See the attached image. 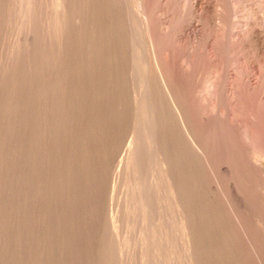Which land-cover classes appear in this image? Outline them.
Segmentation results:
<instances>
[{"label":"bare ground","instance_id":"1","mask_svg":"<svg viewBox=\"0 0 264 264\" xmlns=\"http://www.w3.org/2000/svg\"><path fill=\"white\" fill-rule=\"evenodd\" d=\"M1 1L3 2V0H0V4ZM17 1H19L18 4L15 3ZM12 2L11 5L15 4L20 7H17L19 10L21 9V13L19 11L18 14L23 13V19L26 21L27 18L29 21L26 22H30V26L26 23L27 27L26 24L25 27L31 29L28 28L27 32L21 30L22 34H20L28 33V36L29 30L32 31V34L30 33L32 45L25 42L23 44L33 48V52L30 54L33 61L28 59L32 63L27 62L32 65L31 69L28 67L30 65L26 63L30 76L27 78L21 71L22 76L19 75V79L16 76L19 67L17 73L14 74L19 80V82L16 80L18 87H15V90L18 89L17 96L16 92H13L16 96V108L13 106L15 114L10 111L12 108H9V106L11 107L9 102L7 107V110L9 108V111L15 115V120L13 119L15 121L14 138L11 135L14 139L13 142L15 141V147H12L14 151H7L14 153L12 157L14 165L12 166L14 167L15 214L13 215L15 216L16 236L14 237L16 241L14 242H16L17 264H61L68 261L67 255L75 246H71L74 244L71 241L74 239L75 231L83 229L87 224L90 226L93 224L94 227L98 228L101 223L98 221L104 220L101 218L103 216L99 217V215L102 201L105 198L103 196L106 184L105 177L110 166L113 171L109 177L111 181H107V183L109 182L111 183L110 186L115 187L114 185L120 178L127 179L128 183L126 182L127 185L125 186H128L126 191H129L128 198H126L128 205L125 200L127 206L124 204L126 206H124L126 208L124 212L129 216L133 215V217L139 215L141 224L146 225L144 228L146 229L144 232L145 243L147 242L149 246L154 245L160 231V228L157 229L155 226L156 224L153 226L148 224L153 214L151 194L155 192L154 189L157 187L159 189L158 184L160 183L162 192L166 197L165 200L167 199L166 202L172 211L169 214L171 216L174 214L172 217L175 219L172 224L177 226L179 231L178 234L188 258L187 264L208 263L204 261V254L201 250L203 247L200 249V246L205 242L204 240H209V233L207 232V235L204 233L205 231H202V228L207 224V226H212V228L209 227L210 229L225 230L226 233L223 234L211 230L213 233H218L217 237H214L218 238L219 243H223V247L224 244L233 245L238 254L243 248L239 254L243 264H254L253 261L257 259V252L251 251L250 253L251 248L249 252H245L244 248L248 251L249 248L247 247L252 246L258 239L264 241V189L260 188L261 192H246L248 189L244 191L243 188L245 187L240 188V184L237 185L236 178L233 179V176L234 173L241 172L242 169H247L249 166L257 169L264 178V168L256 163L259 157H263L262 153H264V81H262L263 85L259 82L264 78L262 75L263 79L258 77L260 76L259 73L256 75L258 78H256L255 74L258 71H254L258 65L264 67V0H16L13 4ZM7 3H9L7 7L9 9L10 1ZM7 8L5 9L7 10ZM18 9L14 10L15 14H17ZM10 13L9 11V17ZM20 14L19 16H21ZM0 15H3L2 12ZM5 24H2L4 27L6 26L5 28L10 26ZM4 27L0 31L1 35L2 32L4 34L6 31ZM12 27L14 28V25ZM21 27L23 28V26ZM6 35L9 36L8 32ZM12 35L15 38L16 35ZM10 37L4 39V41L6 40V47L8 46L7 39ZM21 39L27 41L24 37ZM12 41L14 42V39ZM17 41L16 43H18ZM16 43L14 42V44ZM0 47H2V43ZM3 47L5 46L3 45ZM10 48L12 49L13 46ZM19 51H25V49ZM16 54L20 55L18 50ZM15 55L13 61L18 60ZM25 56L27 57V55ZM8 57L7 60H9ZM10 58L12 57L10 56ZM18 58H23V56ZM0 60L5 61L3 57ZM12 60L10 59V63ZM3 61L0 63L4 64ZM22 62L26 61L21 59L20 63L23 64ZM8 63L6 64L8 65ZM6 64H4L5 67ZM175 64L176 68H174ZM15 65H13L14 68ZM8 66L12 67L11 65ZM19 66L22 67V65ZM263 67L262 69H264ZM7 69L12 75L11 68ZM1 70L4 69L0 68ZM3 73L6 72L3 71ZM5 75L3 76L5 77ZM132 75H135L134 78L140 83L134 81L138 83L137 88L139 90L134 88V85L137 84L133 83V89L138 98L136 99L137 95L135 96L133 93L135 97H132L136 100L131 103L132 105L134 103L132 107L136 116L134 120L140 122L142 134L133 136L134 132L132 131L135 128L132 126L130 127L132 134L129 135L131 139L120 145L121 139L116 141L121 132L119 129L123 128L121 127L123 126L122 123L119 126L121 128H114V130H119L118 135L115 134L114 130L112 133L111 129L114 127L112 124L115 125L122 119L117 120L115 119L117 116L114 118L109 116L112 121L115 119L116 122L110 124L111 129L108 125L109 128H107L110 131L100 123L104 122V125L108 123L103 120H106V116V118L103 116L102 121H97L100 117L99 114H96L101 113L100 115H102L104 113V111L103 113L100 111L105 105L106 95L109 93H107V89L106 92L102 91L107 93L104 94L105 98L102 97L104 100L101 98L102 104L100 98L97 99L100 95L97 97V93L93 90L95 83L93 88L91 84L94 79L96 82L97 78L106 79L109 76L114 82L112 84H115V94L121 97L124 93L121 92V89L125 85L122 87L119 85L124 83L126 77H128L127 80L129 78L132 80ZM23 76L25 79L23 78L22 81ZM10 77L8 78L10 79ZM131 80H129L131 84L127 82L131 88L126 85L130 90L133 82ZM6 81H3V85ZM16 81L12 82L15 83ZM104 81L101 82L103 86L98 84L100 88H104ZM98 85H96L98 88L95 87V90L99 89ZM1 87L4 88L2 85ZM113 87L111 88L113 89ZM128 88L126 89L128 90ZM3 90L5 93L7 92L5 91L6 85ZM11 90L8 91L11 93ZM5 93L4 95L7 96ZM126 94L128 92H125L124 95ZM101 96L103 95L101 94ZM113 96L117 98L115 95ZM125 97L128 98L129 96L126 95ZM3 98L6 99V97ZM9 100L11 101V99ZM98 100L99 103H97ZM107 101L110 102L111 100L107 99ZM2 102L3 100L0 103L3 104ZM4 103L7 101L5 100ZM11 103L15 105L14 102L11 101ZM110 104H106L104 108L106 106L114 107ZM121 104L119 103V109ZM192 104L197 108H191ZM125 106L121 109L124 110ZM118 108L117 110L114 109L116 113L119 111ZM3 109L5 111L6 108L3 107ZM119 113L122 114L121 111ZM126 113L124 112V114ZM128 114L127 116H129ZM170 114L174 116L181 129V140L172 138L176 131L173 132V127L170 125V123H174L169 120ZM93 115L98 118H94ZM7 117L13 118L9 115ZM109 118L107 120H110ZM95 119L99 123H96ZM5 121L6 119L2 121V124ZM7 123L8 120L5 124L7 125ZM2 124L1 126H4ZM12 124L14 123H9L8 126L10 125V127L5 128L7 131L10 130L9 133L14 132ZM94 125L97 127L96 129ZM102 127L108 131H106L107 133L103 131V135H100L98 128ZM125 131L127 133V130ZM95 132L98 134L96 135ZM3 133L5 134L4 131ZM6 134L8 133L6 132ZM7 140L9 139L7 138ZM170 145H174L178 151L177 159L174 158L175 155L173 156L175 151L171 152L174 147ZM144 149L147 152L145 154H148L149 158L151 157L153 165L156 167L155 172L157 169V184L154 180L152 181L158 186H153V191L152 185L147 184L146 186V182L144 179L142 181L140 175L144 164V159H142V156H145ZM175 160L183 161L182 163L187 162L186 166L181 164L179 166L180 168L182 166L188 167L191 170H189V174L188 172L185 174V178H180L183 176L180 172L183 171V167L182 170H178V166L175 164L178 162ZM186 170L188 171V169ZM178 171L182 176L178 174ZM221 175H223L224 181L220 178ZM225 175L231 179H225ZM240 178L238 183H241L242 179L240 180ZM225 180H227L226 183ZM242 182L245 185L246 182L243 180ZM244 185L242 184V186ZM115 188L117 189V187ZM157 192L156 190L155 193L158 194ZM161 194L160 197L164 196ZM158 200L161 202L160 199ZM202 203L206 209L204 211L210 212V215H207L210 216V221L205 215L208 218V221L205 220V225H202L205 217L200 218L201 214L199 216L197 214L199 212L195 211V205L200 206L198 210H202L204 216L205 212L203 214V209H201L203 208ZM156 204L158 203L156 202ZM109 213V219H107L110 227L105 226V228L108 227L112 230V234H115L118 230V217L116 213L111 211ZM125 214H123V218ZM123 218H121L122 221ZM133 222L135 221L133 220ZM206 222L210 223L206 224ZM102 223L100 225H103ZM90 226L87 228L90 229ZM104 231L106 234V230ZM90 232L88 233L90 234ZM96 233L98 236L99 232ZM105 234L103 233L102 238L100 237L102 241L104 240L103 237L106 236ZM216 234L214 233V235ZM115 236L117 235L115 234ZM89 237L91 238V235ZM82 238L85 239L86 237ZM100 238L98 240L101 242ZM80 240L78 239V241ZM92 240H95L93 236ZM81 241L79 244H82ZM87 242L90 243L88 240ZM87 242L83 240V243ZM208 242L210 244V241ZM102 244L104 243L102 242ZM96 245L94 247L97 249L98 245ZM79 246L80 249L82 245ZM85 246L84 248H87ZM238 246L242 248L239 250ZM94 247H92L93 250ZM215 247L214 249L217 250V246ZM74 248L80 251L76 246ZM96 249L95 252H99L103 248L97 249L98 251ZM108 249L106 246L102 250L106 254L102 251V254L99 252L101 255L98 253L96 259L93 257L96 261H93L92 258V262L98 264V258L100 259L98 262L102 261L101 259H106V255L110 251ZM224 250L222 249L220 252H224ZM84 252L85 250L82 251V253ZM209 253L205 256H209ZM109 254L111 253L109 252ZM90 255L88 254V257ZM102 255L105 258H102ZM72 256L74 258V255ZM94 256L96 257V253ZM84 257L83 255V260ZM72 258L68 259L72 260ZM229 258L230 256L224 260H229ZM89 260L91 261V259ZM75 261L72 260L73 263ZM80 261L81 259L77 262L80 263ZM215 261H219V258L217 260L215 258ZM262 261L264 262V260ZM224 262L223 264H225ZM88 263L91 264V262ZM69 264L72 263L69 262ZM226 264L230 263L227 261ZM237 264L240 263L237 261Z\"/></svg>","mask_w":264,"mask_h":264},{"label":"rangeland","instance_id":"2","mask_svg":"<svg viewBox=\"0 0 264 264\" xmlns=\"http://www.w3.org/2000/svg\"><path fill=\"white\" fill-rule=\"evenodd\" d=\"M10 1V5H11V2L13 1H11V0H7V2H9ZM16 0H14L13 2H12V4L15 2ZM2 2V1H1ZM6 2V0L4 1L3 0V2L0 4V7H2V5H3V7L2 8H0V14H1V12H2V14L3 15H0V31H2L1 29H2V27H4V25H2L3 23L5 24H9L10 25V23L12 24L13 22V25H14V28L12 27L13 25H8L7 27L8 28H5L4 27V29L6 30V31H4V34H3V32H2V35L0 36V38H1V41H0V46H1V43H2V47H3V45L5 46V47H3V48H6L7 50H12L11 52H12V55H11V53H10V50L9 51H7L6 49H3L2 47H0V48H2L3 49V51H2V49H0V56H2L4 59H5V61H3L4 62V64H6V63H10V59L12 60L13 58H14V55L17 53V50H18V54H20L21 56H23V58H18V57H21L20 55H15V57L18 59V60H16V61H11V63L9 64L8 63V65H11L12 67H10V66H8L7 64H6V67L7 68H11L10 70H12V75H13V77H12V75L10 74V71L8 72V69L4 66V64L3 63H0V68L1 69H4V70H1L0 71V75L1 76H3V75H5L6 73V75H5V77H4V80L6 81L7 79H9L8 77H10V79L8 80V81H6L5 82V84L3 85V77H1L0 79H2V80H0V84L2 85V86H4V88L3 87H1V85H0V87L1 88H3V89H5V85H6V90L5 91H7L8 93H10L9 91L11 90V88H13V90H11V93H12V95H11V93L8 95V93L6 92H4V90L3 89H1L0 88V96L2 97H0V102L3 100V104H4V106H1V105H3V104H1L0 103V114L1 113H3V114H1L0 115V118H1V120H0V129H2V130H0L1 132H0V139H1V141H0V144L3 146H1L0 145V150L2 151V153H1V151H0V264H17V255H16V245H15V243L16 242H14V241H16V239H15V237L14 236H16L15 234H16V230L14 229L15 228V226H14V224H15V216L13 215V214H15V208H14V172H13V169H14V167L12 166V165H14V159L12 158L13 156H14V153L13 152H8V151H14V148L12 149V147H15V141L13 142V138H14V133H15V113L13 112L15 109H14V107L16 106V102H15V98H16V96H17V88H16V90H15V87H18V85L16 84V83H18L19 82V80L17 79L18 77H19V75H20V77L22 76V74L24 73L25 75H26V77L28 78L30 75H29V68L31 69V67H32V65H30L29 63H27V62H30V63H32V61H33V57H32V59L30 58L31 57V55L30 54H32V52H33V48H32V46H30V45H32V31H30L29 30V35L27 36V34H23V35H21L22 34V31H25V32H27V29L28 28H30V27H28V28H26L27 27V24H28V26H30V22L28 23V22H26V21H29V20H27V18H26V21L23 19L24 17L22 16V14H20L21 13V9L19 10L18 8H20L18 5L16 6L15 4H13V5H15V6H13V5H11L12 6V8L10 9V7H9V9L7 8L8 6H9V3H5ZM16 4H18L19 3V1H17V2H15ZM5 4H7V5H5ZM14 7H15V9H14ZM18 7V8H17ZM5 8H7V10L5 9ZM2 9V10H1ZM16 9H18L16 12H17V14H18V12L20 11V15L22 16V18H21V16H19V14L17 15V14H15L14 12V10H16ZM5 10V11H4ZM13 10V11H12ZM5 13H4V12ZM9 11L11 12L10 13V17H9ZM7 13H8V15H7ZM16 15L15 16V18H14V14ZM12 14V15H11ZM6 15V16H5ZM1 16H3V17H5V18H3V17H1ZM9 17V18H8ZM16 17H18L17 19H16ZM12 18V19H11ZM20 18V19H19ZM22 19H23V23H24V25H23V23H22ZM12 20V21H11ZM14 20V21H13ZM16 20V21H15ZM5 21V22H4ZM19 21H21V22H19ZM25 21V22H24ZM20 24H18V23ZM16 23V24H15ZM27 23V24H26ZM5 24V25H6ZM25 24H26V27H25ZM1 25H2V27H1ZM17 25H18V28H17ZM21 26H23V28L21 29L20 27ZM12 27V28H11ZM24 27L26 28L25 30H24ZM7 29H9V30H7ZM14 31H13V30ZM17 29V30H16ZM31 29V28H30ZM10 30H12V31H10ZM19 30V31H18ZM22 30V31H21ZM16 31V32H15ZM7 32H8V35L9 36H7L6 34H7ZM13 32V33H12ZM10 33H12V34H15L16 36H15V38H13L14 37V35H12V34H10ZM21 33V34H20ZM31 33V34H30ZM19 34V35H18ZM5 35V36H4ZM10 35H12L11 37H10ZM21 35V36H20ZM25 35V36H24ZM4 36V37H3ZM18 36H19V40H18ZM7 37H10V38H8L7 39V47H9V48H7L6 47V40L4 41V39L5 38H7ZM17 37V38H16ZM24 37V39L26 38V37H29L28 39H27V41H23V39H21V38H23ZM3 39V40H2ZM9 39H14V42L16 43V41L18 42V43H16L18 46H20V47H18L16 44H14V42L12 41V40H10L9 41ZM17 39V40H16ZM25 39V40H26ZM2 41H4V42H2ZM11 44H9V43ZM13 42V43H12ZM19 42H20V45H19ZM23 42H25V43H29L30 45H25V44H23ZM4 43V44H3ZM15 46H14V45ZM10 46H13V48L11 49L10 48ZM17 46V47H16ZM22 46H24V47H22ZM27 46V47H26ZM28 46H30L31 47V49H30V47H28ZM24 48L25 49V51H19V50H24V49H22V48ZM18 48V49H17ZM21 48V49H20ZM28 48V49H27ZM2 51V52H1ZM7 51V54L8 53H10L9 55H7L5 52ZM28 51H30V53H28ZM13 52H15V53H13ZM23 52V54H21ZM6 55H7V57H8V59L9 60H7V57H6ZM25 55H27V57L25 56ZM10 56L12 57V58H10ZM2 57H0V59H2ZM24 57H26V58H24ZM15 58V59H16ZM14 59V60H15ZM21 59H22V61H26V62H22L23 64H21L20 62H21ZM26 59V60H25ZM28 59H30V60H32V61H29ZM1 60H0V62H2ZM15 62V64L16 63H18L17 65H15V64H13V63ZM25 63V64H24ZM26 63L28 64V65H30V66H28V65H26ZM3 64V65H2ZM15 65V68H14V66L13 65ZM19 65H22V67H20ZM4 68H3V67ZM27 66L29 67V68H27ZM19 67V68H18ZM177 66H176V64L174 65V68H176ZM258 67H261L260 65H258V66H256V68H254V71L255 72H257L256 74L254 73V71H253V74H255V77H256V75L259 73L260 74V76H258V77H261L262 78V76H263V78H264V74H263V72H264V69H262V67L261 68H258ZM17 68H18V70H17ZM22 68V69H21ZM25 68H26V72H25ZM258 68V69H257ZM264 68V67H263ZM7 69V70H6ZM171 69H173V68H171ZM6 70V71H5ZM15 70V71H14ZM23 70H24V72H23ZM3 71L4 72H6V73H3ZM16 71H18V73H20L21 71V73L20 74H18ZM263 71V72H262ZM127 72V71H126ZM175 72V71H174ZM18 75H17V74ZM26 73H28V74H26ZM14 74H16V76H18L17 78H16V76H14ZM23 74V75H24ZM134 74V73H133ZM258 74V75H259ZM8 75V76H7ZM10 75V76H9ZM24 75V76H25ZM262 75V76H261ZM7 76V77H6ZM24 76L22 77V81H23V78H24ZM134 76L135 75H132V77H133V79L131 80L130 78H129V80H131V81H133L132 82V89H133V83H135L134 81H137L138 83H139V81L136 79V78H134ZM20 77H19V79H20ZM258 77H256V78H258ZM7 78V79H6ZM13 78V79H12ZM14 78H16V79H14ZM127 79H128V77H126ZM260 78V79H261ZM262 78V79H263ZM11 79H12V81H16V80H18V82L16 81L15 83L14 82H12L11 81ZM25 79V78H24ZM104 79L105 78H103V79H96V82H95V79L92 81V88H93V84H94V88H93V90H94V92L95 93H97V97L100 95L101 96V94L103 95V96H99L97 99H99L100 98V102H101V98L102 97H104L105 98V95L104 94H107V93H109V94H107L106 96H107V99L109 100H113L112 102L110 101H107V99H105V101L107 102H104L105 103V105L107 104V105H109V103H111L112 105H114V107L112 106H106V108H104L105 107V105H103V108H101L102 110L100 111V112H102L103 113V111H104V113L102 114V115H100L101 113H97L96 115H98L100 118H99V120H97V121H102L101 119H103V116H104V118H106V120L105 119H103L105 122H108V123H106L105 125H104V122H100L101 123V125L102 126H106V129H108L109 127H108V125L110 126V129L112 128L111 127V125L110 124H112V123H116L114 120L115 119H122V120H124V121H122V120H119V121H121V122H117V124H115V125H117V126H115L114 124H112V126H114L112 129H111V132L112 133H114L115 132V134H117V132L119 131V130H121V132H120V134L118 135V140L116 141V142H118L120 139L122 140H120L119 141V143H120V145H122L124 142H126V141H128L129 139H131V138H129V135H131L132 134V132H134V135L133 136H139V134L141 133L142 134V128H140V126H141V124L139 125V121L138 120H134V119H136V116H135V111H134V109L132 108L133 107V105H134V103H133V105H132V103L131 102H135V100L138 98V95L134 92V89L131 91L129 88H131V86H129V84L128 83H130V81L129 80H127V79H124V83H122L121 85H119V86H123V85H125V86H123L122 87V89H121V87H120V89H121V92H124V93H122V95H121V97H119V96H117L116 94H115V84H112V83H114V82H112L111 81V79L112 78H110L109 76H108V78H106L105 79V81H104ZM136 79V80H135ZM20 80V81H21ZM104 81V88L103 87H101L100 88V86H103L102 84H101V82H103ZM100 81V82H99ZM125 81H126V83H125ZM262 81H264V80H259V82H261V85H263L264 83L262 82ZM8 82V83H7ZM128 82V83H127ZM135 83V84H137V85H134V88L135 89H138L139 90V88H137L139 85H138V83ZM11 83V84H10ZM13 83V84H12ZM111 83V84H110ZM263 83V84H262ZM8 84H9V87L10 86H12V87H8ZM100 86H99V85ZM110 84V85H109ZM131 84V83H130ZM140 84V83H139ZM15 85V86H14ZM17 85V86H16ZM96 85H98L99 86V89H97V90H95V87L96 88H98ZM126 85H128L129 86V88L126 86ZM113 87V89L111 88V87ZM136 86V87H135ZM8 87V88H7ZM106 87V88H105ZM103 88V89H102ZM126 88H128V90L126 89ZM106 89H107V93H105L106 92ZM123 89H124V91H123ZM1 90H3V91H1ZM9 90V91H8ZM105 91V92H102V91ZM110 90H112L111 92H110ZM125 90H127V91H125ZM129 90H130V93H129ZM16 92V96H15V93H13V92ZM135 91H137V90H135ZM1 92H4L5 94H7V96H5L4 95V93H1ZM102 92V93H101ZM125 92L127 93L128 92V94H126V95H128L129 97L127 98V97H125L126 95H124L125 94ZM138 92V91H137ZM99 93V94H98ZM114 93V94H113ZM133 93H135V96L137 95V97H136V99H134L133 97H135L134 95H133ZM110 94H112L111 95V97H112V99H111V97H110ZM13 97H11V96ZM109 95V96H108ZM113 95H115L117 98H115ZM133 96V97H132ZM3 97H6V99H4ZM108 97H110V98H108ZM114 97V98H113ZM11 99V101L12 102H14L15 103V105L13 104V103H11V101L9 100L8 101V99ZM104 98H102V100H104ZM14 101H13V100ZM117 101H116V100ZM120 99V100H119ZM5 100L7 101V103H4L5 102ZM115 100V101H114ZM129 100V101H128ZM97 101V100H96ZM126 101V102H125ZM8 102H9V105H11V107L9 106V108L11 109H9L8 108V110H7V107H8ZM118 102V103H117ZM121 102H122V104H121ZM128 102V103H127ZM97 103H99V100H98V102ZM102 104H103V101L101 102ZM119 103L121 104V108L123 107V106H125L124 108L125 109H127L126 111H127V113H129L128 115L129 116H131V117H129V116H127V113H126V111H124L123 109H119L118 107H120L119 106ZM5 104H7V105H5ZM102 104H101V107H102ZM110 104V105H111ZM123 104H125V105H123ZM129 104V105H128ZM131 104V105H130ZM123 105V106H122ZM193 105V104H192ZM191 105V108L192 107H194L193 109H195V107L197 108V106H192ZM6 106V107H5ZM14 106V107H13ZM3 107L4 108H6L5 109V111H6V113H5V111H4V109H3ZM16 108V107H15ZM110 108V109H109ZM117 108H118V113H116L115 111L117 110ZM106 109H107V112H106ZM114 109H116V110H114V112H113V110ZM12 111V112H10V111ZM108 110H109V114H108ZM110 110H112V113H110L111 111ZM123 110V111H122ZM132 110V111H131ZM4 111V112H3ZM122 112V114L123 115H125V116H123L121 113H119V112ZM7 112H9V113H7ZM124 112L126 113V114H124ZM6 114V116H4L5 114ZM106 113H107V115H106ZM116 114V115H115ZM117 114H120V115H117ZM13 116V118L11 117H7V116ZM95 115V117H96V119L98 118L97 116ZM3 116H4V118H3ZM101 116H102V118H101ZM106 116V117H105ZM109 116H111V118L113 117H115V116H117V118L115 117V119H113V121H112V119H110L109 118ZM127 116V117H126ZM133 116V117H132ZM93 117H94V115H93ZM94 117V118H95ZM120 117H122V118H120ZM124 117H126V118H124ZM170 121L171 122H174L173 124H171L170 123V125H172V127H173V132H175V134H173L174 136H176V137H172V138H175V139H182V132H181V129L179 128V126H178V124H177V122H176V119L174 118V116L172 115V114H170ZM8 118H10V119H8ZM93 118V119H94ZM110 119V120H107V119ZM124 118V119H123ZM6 119V121L8 120V123H7V125L5 124L6 123V121H5V123L3 122V124H4V126H1V124H2V121H4ZM13 120V121H10V120ZM96 119H95V121H96ZM131 119V120H130ZM126 120V121H125ZM10 121V122H9ZM95 121H93L94 123H95ZM96 121V123H99V122H97ZM109 121H110V123H109ZM128 121V122H127ZM125 122V123H124ZM132 122V123H131ZM9 123H14V124H12V126H13V130H14V132L13 131H11V132H13V133H9V131H7V129H5V128H8V127H10V125L8 126V124ZM120 123H122L121 125H123V126H121L120 125ZM127 123H129V124H127ZM2 124V125H3ZM119 124V125H118ZM130 124H132V125H130ZM100 125V126H101ZM136 125V126H135ZM6 126V127H5ZM8 126V127H7ZM12 126H11V128H12ZM97 126V125H96ZM119 126H121V127H123V128H121V127H119ZM133 126V128H135L133 131L130 129V127H132ZM4 127V128H3ZM94 127H95V125H94ZM99 127V126H98ZM108 127V128H107ZM97 127H95V129H96ZM114 128H121V129H119V130H114ZM94 129V128H93ZM103 129V130H102ZM12 130V129H11ZM98 130H100V131H98V133H101L100 135H103L102 133H103V131L104 132H106V131H108V130H106L105 131V127H102V128H98ZM112 130H114V132L112 131ZM125 130H127V133H125L126 131ZM3 131L5 132V134L3 133ZM95 131H97V130H95ZM110 131V130H109ZM124 131V132H123ZM132 131V132H131ZM141 131V132H140ZM6 132L8 133V134H6ZM131 132V133H130ZM172 132V133H173ZM96 133V132H95ZM98 133H96V135L98 134ZM107 133V132H106ZM106 133H104L105 135H106ZM119 133V132H118ZM127 134V135H126ZM136 134V135H135ZM2 135V136H1ZM13 136V138H12V136ZM125 135H126V137H125ZM116 136V135H115ZM171 136V135H170ZM169 136V137H170ZM11 137V138H10ZM103 137V136H102ZM117 137V136H116ZM6 139V141H7V143H6V141H5V139ZM7 138L9 139V140H7ZM11 139H12V141H11ZM5 141V142H4ZM11 141V142H10ZM171 141H174V140H171ZM14 144H13V143ZM5 143H6V145H5ZM119 143H118V145H119ZM10 144V145H9ZM12 144V145H11ZM5 145V146H4ZM170 146H172V147H174V145H170ZM2 147V148H1ZM10 147V148H9ZM11 149V150H10ZM8 150V151H7ZM146 149H144V154H145V151ZM170 150H171V148H170ZM175 151V153L173 154V156H174V158H176V155L178 154V151L176 150V148L174 147V149H172L171 150V152L172 151ZM173 151V152H174ZM172 152V153H173ZM11 153H13V154H11ZM147 153V152H146ZM4 154V155H3ZM7 154H11L10 156L9 155H7ZM263 154V157H264V153H262ZM147 155V156H146ZM149 155L148 154H145V156L143 155L142 156V159H144L143 160V169L141 170V179H142V181H143V179H144V182H146L145 183V185L147 186V184H149V186H150V184L152 185L151 186V189H152V191H153V186H155L156 184H157V180H156V178L158 177L157 175V169H156V172H155V166L153 165L154 163L152 162V159H151V157L149 158L148 157ZM3 157V158H2ZM9 157V158H8ZM11 157V158H10ZM148 157V158H147ZM252 157V156H251ZM262 156L261 157H259L258 158V160L256 161V163H258L261 167H263L264 168V158H263ZM8 158V159H7ZM261 158V159H260ZM12 159V160H11ZM146 159H148V160H146ZM150 159V160H149ZM177 159V158H176ZM179 160V159H178ZM181 160H183V159H181ZM5 161H6V163H5ZM147 161V162H146ZM176 162H178V163H175L177 166H178V170L179 169H181L179 166H180V164L181 165H184V166H186L185 164L187 163H182L183 161H177V160H175ZM149 162V163H148ZM150 162H152V163H150ZM7 164V165H6ZM11 164V165H10ZM150 164V166H147V165H149ZM5 165H6V167H5ZM9 165V166H8ZM175 165V166H176ZM111 167V166H110ZM108 168L107 169V173H106V177H105V183L107 184V186H106V184H105V188H104V195L103 196H105V198L103 199V203L101 204V212H100V215H99V217H101V216H103V217H101V218H104V220L103 219H101V221L99 220L98 221V223H102L103 225H100L99 224V226H98V228H96V227H94V225L93 224H91V226L89 225V224H87V226H85L83 229H81V230H76V229H74V230H76L75 231V235H74V239H73V241H71V243H74V244H72L71 246H73V245H75L76 246V248H78V245H82V247H80V249L78 248V250H82V251H84L85 250V252L84 253H82V251H81V253H80V251H77V249H75L74 247L75 246H73L71 249V251H69V255H67L68 257L66 258L68 261H66V262H63V263H61V264H69V262H71L72 264H77L78 262L77 261H79L80 259H81V261H80V263H78V264H90V263H88V262H91V264H96V262H92V260L95 258H97V254L99 253V252H101L102 250H104L105 248H106V246H107V249H108V247H109V249L108 250H110V251H108V253H107V255H106V257L108 258V260H106V259H101L105 264H107L109 261V263L108 264H187V262H188V258H187V256H186V254H185V252H184V249H183V242L180 240L181 238L179 237L180 235L178 234V229H177V226H174L172 223H173V220L175 219V218H173L174 216V214L171 216L170 214L172 213V211H171V209H170V207H169V204H168V202H166V200H165V194H163L164 192H162L163 190H162V188H161V186H160V183L158 184L159 185V189H154V191L156 192V190L158 191L157 193L158 194H156L155 192H153V194H151L152 195V199H151V197H150V199H151V204H153L152 205V210L154 211H152V219L150 220V223L151 222H153V223H149L148 222V224L149 225H152L153 226V224L157 227V229L158 228H160L159 230V232H158V235H157V240H155L156 242V244L154 243V245L152 244V246L150 247L149 245H148V243L146 242L145 243V241H146V239H145V231H146V229H144V228H146V225H142L141 224V220H139V218L140 217H138L139 215L137 214L135 217H133V215H131V216H129V214H125V210H126V206L128 205L127 204V199L126 198H128L127 197V194L129 193V191H126V190H128V186L126 187L125 185H127V179H125L124 180V178H120L119 180H118V182H116V184L114 185L115 187H117V189L115 188V187H112V186H110L111 185V183H107V181H111L110 180V176L112 175V172L111 171H113V169H112V167L111 168ZM154 167V168H153ZM5 168V169H4ZM185 167H183V171H184V173H183V171H180L181 173H182V175L181 174H179V171H178V174L179 175H181L182 177H180V178H185L186 177V173L188 172V174L190 173L189 172V168L188 167H186L185 169H184ZM249 168V169H248ZM248 168L247 169H242V171H243V173H242V171L241 172H237L236 174L234 173V176H233V179H235L236 178V180H235V182L237 183V185H239V187L241 188H243V187H245V188H243L244 189V191L246 190V189H248L246 192H252V191H262L263 189H264V178L262 177L263 175H261V174H259L260 172L256 169H253V168H250L249 166H248ZM10 169V170H9ZM186 169H188V171L186 170ZM9 170V171H8ZM182 170V169H181ZM253 170V171H252ZM191 171V170H190ZM251 171H252V173H251ZM255 172V173H254ZM259 172V173H258ZM2 173V174H1ZM192 173V172H191ZM246 173V174H245ZM250 174V175H248V174ZM254 173V175L252 176V174ZM11 174V175H10ZM241 175V176H238V175ZM257 174V175H256ZM259 174V175H258ZM8 177H7V176ZM227 175H225V179H227L228 180V178L229 179H231L229 176L228 177H226ZM237 176V177H236ZM251 176V177H250ZM256 176V177H255ZM258 176V177H257ZM259 176H261V177H259ZM13 177V178H12ZM241 177V178H240ZM253 177V178H252ZM255 177V178H254ZM221 179H222V181H224V177H223V175H221V177H220ZM240 178V180L242 179L244 182H246L245 183V185H244V183L242 182V180H241V183H238V179ZM243 178H245V179H243ZM258 178H259V180H258ZM10 179V180H9ZM13 179V180H12ZM108 179V180H107ZM250 179V180H249ZM255 179V180H254ZM262 179V180H261ZM152 180H154L155 181V183L156 184H154V181H152ZM227 180H225V183L227 182ZM249 180V181H248ZM253 180V181H252ZM3 181V182H2ZM5 181V182H4ZM7 181V182H6ZM221 181V182H222ZM259 183H258V182ZM126 184H125V183ZM143 182V183H144ZM153 182V183H152ZM250 184H249V183ZM253 182V183H252ZM7 183H9V184H7ZM223 183V182H222ZM224 183V184H225ZM258 183V184H257ZM11 184H12V186H11ZM242 184L244 185V186H242ZM260 184V185H259ZM5 185V186H4ZM108 185H109V187H108ZM123 185V186H122ZM158 185H156V186H158ZM254 185H256V186H254ZM8 186V187H7ZM155 186V187H156ZM247 186V187H246ZM252 186H253V188H252ZM109 188V189H107V188ZM251 187V188H250ZM255 187V188H254ZM258 189H257V188ZM263 187V188H262ZM5 188V189H4ZM8 188H9V190H8ZM11 188V189H10ZM112 188H114V189H112ZM122 188V189H121ZM126 188V189H125ZM262 190H261V189ZM3 189V190H2ZM242 189V190H243ZM2 190V191H1ZM7 190V191H6ZM152 191H151V193H152ZM161 191V192H160ZM244 191H242V192H244ZM7 192V193H6ZM112 192H113V195H112ZM3 193V194H2ZM155 193V194H154ZM161 195H164V196H161L160 197V194ZM7 194V195H6ZM12 197H11V196ZM155 195V196H154ZM157 195H159V196H157ZM10 196V197H9ZM7 197V198H6ZM156 197H159V198H156ZM164 197V199H162ZM108 198V199H107ZM7 199V200H6ZM155 199V200H154ZM156 199H157V201H156ZM158 199H160L161 200V202L158 200ZM112 202H111V201ZM125 200H126V204H125ZM154 200V201H153ZM10 201H12V202H10ZM124 201V202H123ZM110 202V203H109ZM121 202V203H120ZM123 202V203H122ZM153 202H155V203H153ZM156 202L159 204H156ZM126 206H125V205ZM121 205V206H120ZM123 205V206H122ZM158 205V206H157ZM168 205V206H167ZM202 207L203 208H201V209H203V214H204V212H205V214H204V216L202 215V210L201 211H199L198 209H200L199 207L200 206H197V205H195L196 207V209H195V211H198L199 213H197L199 216H200V214H201V216H200V218H202L203 219V217H205V215L207 216V215H210V212H206V211H204V210H206L205 208H204V204L202 203ZM5 206V207H4ZM102 206H103V208H102ZM116 206V207H115ZM125 206V207H124ZM156 206V207H155ZM167 206V207H166ZM12 207H13V210H11L12 209ZM107 207V208H106ZM169 207V208H168ZM106 208V209H105ZM103 209V210H102ZM119 212V215H118V212L116 211V210ZM124 209V210H123ZM107 212V214H106V212ZM109 210V211H108ZM157 210V211H156ZM170 212H169V211ZM112 212V213H116L117 214V221L119 222H117V225H118V230H117V233H115L117 236H115V234L113 235L112 234V230L111 229H109L108 227H110V224L108 223V217H109V212ZM103 212H105V213H103ZM124 212V213H123ZM201 212V213H200ZM125 214V217L123 218V214ZM170 213V214H169ZM208 213V214H207ZM104 215H105V217H104ZM108 215V216H107ZM107 216V217H106ZM13 217H14V220H13ZM129 218V220H128V218ZM154 217V218H153ZM208 218H209V221H210V216H207ZM207 217H205L203 220V223H202V225H205V220L206 221H208L207 219ZM108 218V219H107ZM121 218H123V221H122V219ZM137 218V219H136ZM100 219V218H99ZM119 219V220H118ZM131 219H133L135 222H133V220H131ZM154 219V220H153ZM202 219H201V221H202ZM171 220H172V222H171ZM14 221V222H13ZM87 221V220H86ZM129 221H131V222H129ZM159 221V222H158ZM107 222V223H106ZM121 223V224H120ZM131 223V224H130ZM159 223V224H158ZM207 223H210V222H206V224ZM108 224V225H107ZM130 224V225H129ZM174 224H175V222H174ZM91 227L90 229L89 228H87V227H89V226ZM161 225V226H160ZM208 225V224H207ZM207 225H205V227L204 228H202V231L205 233V234H207L208 235V233H209V235H208V237H209V240L208 241H210V244H209V242L207 241V240H204L205 242H203V244L200 246V249L202 250V253L204 254H202L203 256H204V261L206 262H208V263H210V264H217V263H222L223 264V262L226 264V262L228 261V263H230V264H237V261H238V263H240V264H243V261L241 260V257H240V255L239 254H241V252L243 251V248L242 247H239V250H240V252H239V254L237 253V251H236V247L235 246H233V245H225L224 244V247H223V243H219L217 240H218V238H216L217 237V235H218V233L219 234H223L224 232H225V230H221V231H217L216 229V231L218 232L217 234H216V232H214L216 235H214V233H213V231H215V230H213V229H210V228H212V226H207ZM101 226V227H100ZM103 226V227H102ZM105 226H108L107 227V229L105 228ZM160 226V227H159ZM206 226H207V229L209 228V230H205V228H206ZM121 227V228H120ZM148 227V226H147ZM105 228V229H104ZM140 228H142L143 229V231H142V229H140ZM86 229H88V230H86ZM92 229V230H91ZM97 229H98V231H97ZM96 230V231H95ZM103 231V233L105 234V231L104 230H106V232L108 233H106L105 235L106 236H104L103 238H104V240H106L107 242H105L104 240L102 241V234L103 233H101L102 231ZM211 230H213L212 232H211ZM15 231V232H14ZM83 231H84V233H83ZM92 232V234H91V232ZM119 231V232H118ZM141 231V232H140ZM79 232V233H78ZM88 232H90V234L88 233ZM96 232H99L98 234L100 235H98L97 236V233ZM208 232V233H207ZM74 233V232H73ZM82 233H83V236H81V238H80V235H82ZM87 233V234H86ZM101 233V234H100ZM226 233V232H225ZM78 234V235H77ZM143 234V235H142ZM91 235V238L89 237ZM102 235V236H101ZM75 236H77V237H75ZM92 236H93V239H95V240H92ZM112 236H115V237H117V238H115V237H113L114 238V240H112L113 238H111ZM214 236H216V237H214ZM220 236V235H219ZM79 237V238H78ZM82 237H86L85 239H87V238H89V239H87L90 243L88 244V242H87V240L85 241V239L84 238H82ZM101 237V238H100ZM211 237V238H210ZM100 238V240H101V242L98 240ZM124 238V239H123ZM78 239L80 240V239H83L84 240V242H87V243H83V240L81 241L82 242V244L80 243L79 244V242L80 241H78ZM90 239H91V241H92V243H91V241H90ZM214 239V240H213ZM216 239V240H215ZM75 240H77L76 241V243H75ZM109 240V241H108ZM158 240H160V241H158ZM221 240V239H220ZM115 241V242H114ZM100 242V243H99ZM102 242L104 243V244H102ZM143 242V243H142ZM162 242V243H161ZM222 242V241H221ZM256 243H253V245L252 246H248L247 248H249L248 249V251H247V249H245L244 248V250H245V252H249V250H250V248H251V250H250V253H251V251L252 252H254L255 251V253H256V256H257V259H256V261H258V262H256V261H253L254 262V264H258L259 262L261 263V264H264V262L262 261V260H264V253H262V252H264V241H262V239L260 240V239H258V241H255ZM70 243V244H71ZM98 245H96V244ZM142 243V244H141ZM145 243V244H144ZM207 243V244H206ZM217 243H219V244H217ZM258 243H259V245L261 246H259L258 245ZM89 246H88V245ZM91 244H92V246H91ZM97 246V249H98V247L99 246H101V247H99V249L101 248H103L101 251L99 250V252H95V245ZM101 244V245H100ZM206 245V247H205V245ZM210 246H209V245ZM215 244V245H214ZM256 244H257V246H256ZM262 244V245H261ZM84 245H86L85 247H87L88 248V250H86L87 248H84ZM94 245V246H93ZM144 245V246H143ZM219 245V246H218ZM255 245V246H254ZM105 246V247H104ZM143 246V247H142ZM215 246H217V250L216 249H214V248H216ZM231 246V247H230ZM92 247H94L95 249L93 250V248ZM115 247V248H114ZM149 247V248H148ZM205 247V248H204ZM235 247V248H234ZM120 250H118V249ZM219 248H221V249H219ZM225 248H227V249H225ZM261 250H260V249ZM96 249V251H98ZM115 249V250H114ZM203 249H204V251H203ZM224 250V252L222 251V252H220L221 250ZM230 250V251H226V250ZM253 249H258L257 251L256 250H253ZM73 250H74V252H73ZM260 250V251H259ZM263 250V251H262ZM89 253H88V252ZM209 251H210V253H209ZM234 251H236V252H234ZM262 251V252H261ZM71 252V253H70ZM73 252V253H72ZM103 253H104V251H102ZM102 252H101V254H102ZM109 252L111 253V254H109ZM117 252V253H116ZM219 252H220V254H219ZM262 254H261V253ZM75 253V254H74ZM77 253H78V255H79V253H80V255L78 256L77 255ZM91 253H94L93 255H90ZM95 253H96V257L94 256L95 255ZM115 253V254H114ZM207 253H209V256L208 255H206L205 256V254H207ZM213 253V254H212ZM219 255V256H221V254H223L221 257L223 258L222 260H221V257H219L217 254ZM227 253L228 254V256H227V254L225 255V254ZM232 253V254H231ZM259 253V254H258ZM87 256H86V255ZM88 254L90 255L89 257H91V258H89L88 257ZM100 253H99V255H101ZM104 254H106V252L104 253ZM103 254V255H104ZM118 254V255H117ZM211 254V255H210ZM230 254V255H229ZM236 254V255H235ZM261 254V255H260ZM72 255H74V258H72L73 256ZM77 255V256H76ZM83 255L85 256L84 258V260L82 259V257H83ZM99 255H98V257H99ZM102 255V256H103ZM225 255V256H224ZM239 257H238V256ZM258 255H259V257H258ZM72 256V257H71ZM116 258H115V257ZM118 256H119V258H118ZM208 256V257H207ZM216 256V257H215ZM230 256V258H229V260L231 259H233L232 261L230 260V262H229V260H224V258H226V259H228V257ZM234 256V257H233ZM262 256V257H261ZM88 257V258H87ZM94 257V258H93ZM113 257V258H112ZM207 257V258H206ZM213 257V258H212ZM237 257H238V260H237ZM68 258H72V260L73 261H75L74 263L72 262V260H70V259H68ZM76 258V259H75ZM93 258V259H92ZM100 258H101V256H100ZM102 258H105V256H103ZM112 258V259H111ZM209 258V259H208ZM215 258H216V260L219 258V261H215ZM261 258H263L262 260H261ZM78 259V260H77ZM89 259H91V261L89 260ZM93 260V261H96V260ZM89 260V261H88ZM100 259L98 258L97 259V263L98 264H100V262H101V264H104L102 261H100V262H98ZM112 260V261H111ZM209 260V261H208ZM224 260V261H223ZM237 260V261H236ZM239 260H240V262H239ZM83 261V262H82ZM106 261H108V262H106ZM114 261V262H113ZM118 261V262H117ZM211 261H212V263H211ZM223 261V262H222ZM87 262V263H86ZM207 263V264H208ZM206 264V263H205Z\"/></svg>","mask_w":264,"mask_h":264}]
</instances>
